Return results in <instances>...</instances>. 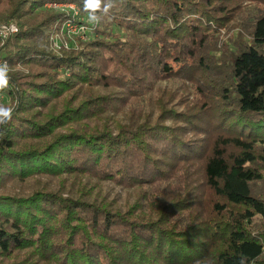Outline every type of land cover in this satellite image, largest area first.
<instances>
[{
	"label": "trees",
	"instance_id": "1",
	"mask_svg": "<svg viewBox=\"0 0 264 264\" xmlns=\"http://www.w3.org/2000/svg\"><path fill=\"white\" fill-rule=\"evenodd\" d=\"M46 2L91 11L0 0V22L19 26L0 39V105L14 103L0 128V264H264V11L218 56L228 0H112L96 13L105 36L55 52L65 16ZM104 47L128 57L125 72L106 73ZM149 90L177 95L160 121L138 107Z\"/></svg>",
	"mask_w": 264,
	"mask_h": 264
},
{
	"label": "rangeland",
	"instance_id": "2",
	"mask_svg": "<svg viewBox=\"0 0 264 264\" xmlns=\"http://www.w3.org/2000/svg\"><path fill=\"white\" fill-rule=\"evenodd\" d=\"M230 10V16L228 17V21L223 24V27L219 28V36H220V42H219V48L217 51H213L214 54L218 56H222L225 54V50L223 48V45H228L230 51H235V41L239 38L247 37L249 34V31L251 30V26L253 24L254 17L256 14H258L261 11H264V3L261 0H228ZM77 5L74 3H56V2H46L45 6L43 8H46V10H54L57 12H62L65 16V18L62 21H57L55 24L52 25V28L49 30L50 40L52 43V46L55 50V52L60 51V48L62 45L65 44L64 47L66 48H81L85 46L84 41L85 40H93L96 36H105L103 32L104 26H102V22L92 23L89 19L91 11L83 12L81 13L80 8L76 7ZM72 11L73 13L70 14L69 12ZM112 23V21H111ZM5 24H15L18 27L19 26L16 23L14 19H10L7 21L0 22V26H4ZM17 31V32H18ZM15 32V33H17ZM109 33H106L107 40L111 42L118 43L117 38H122V41L116 44L114 46V49H118L119 46H121V43L124 42L125 39V32L122 28L118 27L117 25H114L111 30L108 31ZM6 33V31L4 32ZM14 34V33H13ZM12 34H7L6 36L0 35V39L2 43H4L5 40L10 38ZM81 43V44H80ZM112 45V44H111ZM106 50L102 51L103 56L98 57V61L100 64L104 65L106 68V73L111 72L110 74H120L122 72H125L126 70L121 69L122 65V58H128L125 55L119 56L120 51H112L110 52L109 49L104 47ZM121 53L124 54V51L121 50ZM7 63L2 54L0 53V64ZM8 64V63H7ZM154 65V64H153ZM62 72L60 75V79L64 78V70L60 69ZM110 79V77H109ZM167 81H163L162 85H166ZM146 81H144L141 85H143V89H145ZM134 89H139L138 84L133 86ZM162 88V87H161ZM107 90L103 88L102 92H107ZM140 95V94H139ZM141 96V95H140ZM177 95H173V98H176ZM2 105L7 107H12L13 103V97L9 95H2ZM171 100V94H163L157 92V91H150L144 93V99L140 100L138 103V107L141 108V106L145 105V101H148L151 103L146 109H144V112L151 111L153 114V119L159 120L161 116L159 105L160 102L164 100ZM177 100V99H176ZM175 100V101H176ZM170 102V101H168ZM137 106V102H136ZM119 113L116 115V120H113L111 122L112 126L118 125L119 120H122L120 123L121 125L123 123H126L129 121L130 113L133 109L132 103L127 105H122V107H119ZM140 115V114H137ZM114 117V115H112ZM111 117V118H112ZM139 118V117H138ZM118 121V123H117ZM160 121V120H159ZM116 122V123H115ZM123 122V123H122ZM170 124V121H167ZM177 168V166L175 167ZM180 171L178 168L176 171L171 175V177L174 178L175 175H177ZM182 179H185L183 177ZM103 187H109L111 186V183L102 182L101 183ZM260 192H264V183L261 184V186L258 188ZM209 195L212 196V192H208Z\"/></svg>",
	"mask_w": 264,
	"mask_h": 264
},
{
	"label": "clouds",
	"instance_id": "3",
	"mask_svg": "<svg viewBox=\"0 0 264 264\" xmlns=\"http://www.w3.org/2000/svg\"><path fill=\"white\" fill-rule=\"evenodd\" d=\"M85 8L91 10L90 21L92 23H99L101 16L97 15V11L100 10L104 14L111 9L113 6L112 0H108V3L104 4L103 9H101V0H85ZM10 69L7 63L0 64V91L6 90L10 86ZM14 109L12 107H7L0 105V128L6 129L7 124L11 121ZM3 131H0V135H3Z\"/></svg>",
	"mask_w": 264,
	"mask_h": 264
},
{
	"label": "built area",
	"instance_id": "4",
	"mask_svg": "<svg viewBox=\"0 0 264 264\" xmlns=\"http://www.w3.org/2000/svg\"><path fill=\"white\" fill-rule=\"evenodd\" d=\"M6 31V33H4ZM18 31V27L15 24H5L0 26V35L6 36L7 34H13Z\"/></svg>",
	"mask_w": 264,
	"mask_h": 264
}]
</instances>
